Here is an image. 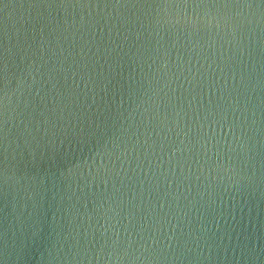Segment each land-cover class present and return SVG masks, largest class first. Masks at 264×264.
Returning <instances> with one entry per match:
<instances>
[{
  "label": "water",
  "instance_id": "water-1",
  "mask_svg": "<svg viewBox=\"0 0 264 264\" xmlns=\"http://www.w3.org/2000/svg\"><path fill=\"white\" fill-rule=\"evenodd\" d=\"M0 264H264V0H0Z\"/></svg>",
  "mask_w": 264,
  "mask_h": 264
}]
</instances>
